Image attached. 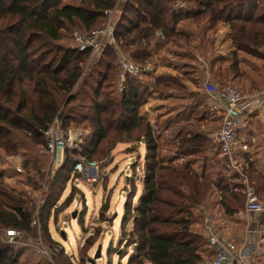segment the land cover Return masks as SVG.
<instances>
[{"label":"trees","instance_id":"16d2710c","mask_svg":"<svg viewBox=\"0 0 264 264\" xmlns=\"http://www.w3.org/2000/svg\"><path fill=\"white\" fill-rule=\"evenodd\" d=\"M117 1L0 0V116L22 127L32 139L46 134L57 117L63 129L61 136L65 138L71 125L79 127L89 122L92 129V134L86 136L80 146V152L66 156L45 192L47 205L51 207L46 217L44 207L41 209V234L48 236L49 249L53 252L58 247L64 248L57 213L61 205H57L55 189L72 182L78 163L93 162V154L108 141L111 127H115V144L140 142L146 148L142 193L137 195L136 183L130 181L132 191L128 192L123 209L120 248L123 245L134 248L127 264H205L206 254L207 258H212V264L215 252L208 247L207 237L195 234L192 228L202 222L203 217L197 211L209 203L215 191L221 194L220 216L237 224L239 229L244 228L245 222L240 218L243 201L236 191L234 176L210 132L200 127L197 131L180 129L176 138L172 134L173 154L185 157L184 164L166 160L161 153V136L149 120L140 115L152 92L141 85L140 78L131 76L126 80L125 91L117 92L118 63L121 52L135 63L145 64L151 63L170 44L180 49H188L195 40L208 44L209 34L216 37L224 25L228 27L226 37L230 41L232 61L225 77L242 76L239 55L259 62L255 63L256 68L247 66L262 75L264 0H127L116 22L113 41L107 44L88 72L86 65L92 52L79 51L71 45L66 47L62 43L64 34L74 28L87 33L102 28L107 12ZM158 33L164 41L157 38ZM212 41L214 47L215 40ZM216 61L211 59L213 64ZM95 69H98L96 73ZM93 74L98 76L93 78ZM80 82V90L73 94ZM105 84L113 89L111 93L103 90ZM173 86L184 89L172 77L158 79L152 89L165 91ZM75 102L78 104L72 105ZM6 105H13L14 110ZM191 121L204 122V118ZM16 134L10 126L0 123L2 151L18 153ZM132 150L127 148L129 154ZM25 168L30 173L28 166ZM136 168L133 166L134 170ZM4 173L0 171V232L14 229L38 238L33 201L5 183ZM246 173L253 195L264 204V173L252 161ZM72 198L66 203L70 204ZM134 198H138V202L134 203ZM50 219L54 229L59 228L60 240L52 239ZM130 222L132 228L128 229ZM80 224L84 226L83 222ZM42 239L44 242L43 236ZM18 244L0 241V264L19 263L18 254H10ZM94 244L92 238L81 247L83 260L90 257Z\"/></svg>","mask_w":264,"mask_h":264},{"label":"rangeland","instance_id":"374dc122","mask_svg":"<svg viewBox=\"0 0 264 264\" xmlns=\"http://www.w3.org/2000/svg\"><path fill=\"white\" fill-rule=\"evenodd\" d=\"M75 2L78 3V0H75ZM124 7L125 5L122 6L120 12L117 14L115 18L116 22L119 17H121L120 13L124 10ZM75 32L84 33L85 31L74 28L69 33H65L62 43L66 47L71 45L72 34ZM227 33L228 27L222 25L216 37L215 35L214 37L212 36L213 33L209 34V37H207V41L209 40L208 44L206 42L202 45L199 40H195L188 49H180L173 44L165 46V48L157 54V59L154 58L151 62L155 67V72L140 78L141 85L145 88H149L152 92L141 108L140 114L145 115V113H148L146 119L149 120L151 126L161 136V153L166 159L173 160V164L178 165L183 163L186 158L173 154L174 148L172 142L174 140L172 141V134L173 136L175 135L176 138L178 130L183 128H185V130L188 128V130L197 131L200 127L201 130L211 131L208 122L191 121V119L206 118L208 112H210L211 105L209 101H207L208 98L206 99V97H204L201 89L204 90L207 85L213 84L219 86V90H222L224 88L220 85L222 83L226 86L231 85L236 87L245 98L255 96L258 92L264 90V74H256L251 69L252 67L256 68L255 63H260L252 58L247 59V57L239 55L241 61L239 67L242 76L234 78V75L230 74L228 77H225L227 69L232 64L230 60L231 53H229L230 41H227ZM162 40H165V38ZM212 40H215L214 47ZM212 47L213 50L210 52ZM121 54L130 58L128 54L123 52H121ZM99 58L100 55L88 61L86 65L88 67V72L91 70V66H95ZM224 58H228L229 60L227 61ZM211 59L218 61L213 64L211 63ZM247 65L252 67L250 68ZM96 70L98 71V69L94 70L95 73L97 72ZM209 72L211 73L210 76ZM90 74L92 73H89V75ZM97 76V74L92 75L93 78ZM162 77H172L178 80L179 84L183 86L184 89L173 86L165 91H154L152 89L153 86L158 79ZM81 85L82 82L79 83L73 94L78 93ZM106 86L105 84L103 90H107V92L111 93L113 89ZM193 94L195 96H193ZM77 104L78 103L75 102L72 105ZM6 106L14 110L13 105ZM12 113L14 115V111ZM261 120L262 122L258 120L253 123L257 136L256 142L253 143V148L251 147L252 145H250V152L257 155V165H260L259 168L264 170V120ZM0 123L14 129L17 133L16 141L17 144H19L18 153L16 155L7 154L0 149V171L5 172L4 181L11 188H15L17 192L23 193L28 200L33 201L36 224L42 227L43 224L41 223L40 217L41 209L44 207V216L46 217L48 215L46 212L49 211L51 207V204L47 205L45 192L48 190L52 178L61 166H63L66 156H70L74 151L80 152L79 148L83 144L85 137L92 134L91 125L89 122H84L79 127L71 125L68 136L65 138L61 136L63 129L57 117L49 128V131H53L52 134L47 133L39 139H32L30 138L31 134L26 130L3 119L2 116H0ZM165 123H167L166 126ZM247 123L245 119L242 128L246 127ZM218 127L219 123H215L212 130L215 131ZM111 128L113 130H111L110 138L99 146L98 151L94 153L92 157V161L100 167L101 182L97 185L79 183L77 184L79 188L73 185L72 182H69V184L64 186L61 185V188L56 187L55 189V197L59 199L57 205H61L57 209V213H59L58 221L75 220L72 227L67 226L68 241L62 242L63 247L67 250L68 256H66V253H62V251L59 250L60 254H56L54 258L56 259L54 260L55 264H91L89 261L94 259L99 247H102L101 258L95 260L94 264H127L134 253L133 247L127 248L126 245H123L120 248L119 238H121L123 232L121 228L123 209L128 197V192L132 191V187L129 185L130 181L136 183L137 195L140 196L142 193V170L146 148L144 145L141 146L139 144L140 142H137L131 145V147H128L133 148L131 154H129L127 149H125V144H115L117 140L113 135L116 131H114L115 127ZM136 137L135 135V138ZM113 143L115 145H113ZM51 145L53 149L50 148ZM111 147H113L112 150L110 149ZM123 150L126 151L121 154ZM129 155H132V161L126 160L129 158ZM76 158H78V156ZM134 161H136V163H134ZM25 166H28L30 173H28L29 171ZM133 166H137V168L134 170ZM29 178H31V180ZM127 178H129V180ZM216 192L218 196L219 192ZM72 196V204L66 203V200L70 199ZM75 200L76 202H74ZM85 200L89 202V205L80 209V207L84 205ZM209 200V203L205 207L211 205L213 196H211ZM214 200H217V204L218 201H221L219 196L218 199L214 198ZM79 202H81V206L76 207ZM133 202H138V198H134ZM205 210H207L206 212L209 216L211 214V221H215V223L219 226L221 225L222 228L226 226V222L228 221L215 220L214 211H210L208 208ZM216 210L218 209L216 208ZM218 211L221 210L219 209ZM75 213H77L76 218H74ZM200 213L203 217V210L197 211V214ZM217 216L220 218L219 214H217ZM80 222H83L84 226L81 225ZM52 223L53 220L50 219L48 225L52 237L54 240H60L58 236L60 233L58 230L59 228L55 230ZM201 225H203L202 222H199L193 226L192 230L195 234H205ZM127 228H132V222L128 224ZM3 233L4 232H0L1 242L3 240ZM38 234V237L43 236L44 244L49 248L50 244L47 242L48 236L42 235L41 232ZM92 238L95 239V244L90 252V257H87V260H83L81 257V247L85 245L88 239L90 240ZM36 239L34 234L24 235L20 244L12 249L13 251L10 254H18V264H47L49 259L43 257V254L42 256L37 255L35 248L30 245L32 242L34 243ZM211 259L207 258L206 254L205 264H210L212 261Z\"/></svg>","mask_w":264,"mask_h":264},{"label":"built area","instance_id":"2783aa9c","mask_svg":"<svg viewBox=\"0 0 264 264\" xmlns=\"http://www.w3.org/2000/svg\"><path fill=\"white\" fill-rule=\"evenodd\" d=\"M127 0H118L116 6L107 12V21L105 25L91 33L75 32L71 39V47L79 51L90 50L92 52L91 59L101 55L107 44L113 41L114 28L116 25V16L120 12L122 6ZM157 36L164 39L158 33ZM155 72V67L151 63L138 64L132 59L121 55L118 63V74L115 82V89L117 92H123L126 89V80L129 76L134 78H141L144 75ZM207 95L210 103V113L218 118L219 127L212 133L213 142L218 145L221 150L222 157L226 160L227 167L234 176L237 188L236 191L241 194L244 203V213L248 216L250 213H264V204L261 203L252 193L250 189L249 179L247 176V168L249 162L252 161L250 156V145L248 142L240 138V130L244 124V120L249 121L251 115L258 112L262 114L264 109V99L260 101L246 99L234 86L227 85L222 90L219 86L209 84L202 89ZM264 95V93L262 94ZM52 134L53 131H48L46 134ZM141 145V143H140ZM53 149V146H50ZM100 167L95 162H88L87 164L78 163L75 166L72 183L77 188V184L85 183L87 185H97L101 182ZM76 202V200L74 201ZM79 202L77 206H81ZM89 202L85 200L84 205L80 207H87ZM75 221V220H74ZM73 219L69 221H61L59 224L60 231L65 232L68 240V228L72 227ZM39 233L41 227L38 226ZM208 247L215 252L212 264H231L232 261L245 262L252 256H260V252L251 254L248 247L238 246L227 239L221 238L217 235L211 227H207ZM1 238V237H0ZM24 235L22 232L9 229L3 233V242L8 245L20 243ZM53 239V238H52ZM54 240V239H53ZM31 245V244H30ZM32 246L35 251L47 257L50 263L55 264L53 254L58 253L59 250L67 254L64 248H56L55 252L47 248L43 242L42 237H38ZM264 264V260L262 263Z\"/></svg>","mask_w":264,"mask_h":264},{"label":"crops","instance_id":"0c3cea01","mask_svg":"<svg viewBox=\"0 0 264 264\" xmlns=\"http://www.w3.org/2000/svg\"><path fill=\"white\" fill-rule=\"evenodd\" d=\"M157 38L161 41H164L161 38H159L158 36H157ZM201 63H204V62H201ZM210 74L211 73L209 72V76H210ZM201 91H202V89H201ZM263 93H264V90H261L260 92L257 93V95L246 98V99L254 100V102L257 100L260 101V100L264 99V95H262ZM203 94H204V97H206V99H207V95L204 92H203ZM207 101H208V99H207ZM140 115L142 117L146 118V115H148V113H145V115L144 114H140ZM208 119H209V121H208ZM261 119L264 120V109L262 111V114L256 112L253 115H251L248 123L246 124V127L242 128L240 130V138L243 141L248 142L249 145H252L251 146L252 148L254 146L253 143L256 142L255 140H256V136H257V134L254 130L253 123H254V121H258V120L262 122ZM204 122H208V124L210 125L211 131H209V130H207V131H209L210 135L212 136V133L214 132L212 130V128L215 126V123H218V118H216L210 112H208V116L206 118H204ZM167 123H165V126L167 125ZM143 145L144 144L141 143V146H143ZM125 146H126L125 149H127L128 147H131V144L125 145ZM125 151L126 150H123L121 152V154H123ZM145 153H146V149H145ZM250 156L252 158V162L255 163L256 168L260 172L264 173V170H261L259 168L260 165L259 166L257 165L258 164V160L256 158L257 155L250 152ZM126 160L132 161L133 160L132 155H129V158H127ZM136 161H134V163ZM184 162L180 163L178 165H182V164H184ZM212 196H213V202L211 203V205L209 207H201L200 208V210H203V221H202L203 225H201V227L205 233V234L201 233L200 235L206 238L208 236L207 227H211L217 235H219L221 238H224V239H227L231 242H234L238 246L239 249L242 248L243 246H245V247L250 248L251 254H253L256 251L260 252V254H261L258 257L252 256V257L248 258L244 263L240 262V261H232L231 264H259V263H262V261L264 260V213H254L253 212V213L248 214V216H247L244 213V203H243V212L240 215V218L242 221L245 222V226L243 229H239L237 224H233L229 220L222 218L220 216V211H218L220 209V202L218 201V204H217L216 203L217 200H214V198L218 199V196H219V199H221V197H220L221 194L219 193V195L217 196V192L215 191V193H213ZM240 196H241V194H240ZM214 203H216V204H214ZM206 208H208L210 211H212V210L214 211L213 213L215 214L214 215L215 217L214 216L213 217L215 218V220H218V221L224 220L225 222L228 221V222H226V226L224 228H222V226L217 225L215 223V221H211V219H210L211 214H210V216H209V214H207V212H206L207 210H205ZM216 208L218 210H216ZM217 214H219L221 219L218 218Z\"/></svg>","mask_w":264,"mask_h":264},{"label":"water","instance_id":"95a60500","mask_svg":"<svg viewBox=\"0 0 264 264\" xmlns=\"http://www.w3.org/2000/svg\"><path fill=\"white\" fill-rule=\"evenodd\" d=\"M76 216H77V213L74 214V218H76ZM60 237L64 241L67 240V236H66L65 232H63V231L60 233ZM101 252H102V247H99L98 250H97V252H96V254H95L94 259L93 260H90L89 263L94 264V261L95 260L100 259L101 258Z\"/></svg>","mask_w":264,"mask_h":264}]
</instances>
